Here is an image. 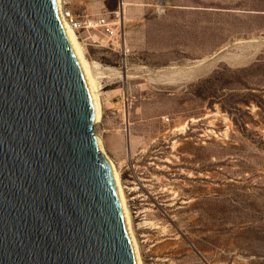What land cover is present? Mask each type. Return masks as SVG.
I'll return each mask as SVG.
<instances>
[{"label":"rangeland","instance_id":"374dc122","mask_svg":"<svg viewBox=\"0 0 264 264\" xmlns=\"http://www.w3.org/2000/svg\"><path fill=\"white\" fill-rule=\"evenodd\" d=\"M67 9L79 22L121 11L120 40L76 33L144 264H264V0Z\"/></svg>","mask_w":264,"mask_h":264},{"label":"water","instance_id":"95a60500","mask_svg":"<svg viewBox=\"0 0 264 264\" xmlns=\"http://www.w3.org/2000/svg\"><path fill=\"white\" fill-rule=\"evenodd\" d=\"M56 0H0V264H137Z\"/></svg>","mask_w":264,"mask_h":264},{"label":"bare ground","instance_id":"6f19581e","mask_svg":"<svg viewBox=\"0 0 264 264\" xmlns=\"http://www.w3.org/2000/svg\"><path fill=\"white\" fill-rule=\"evenodd\" d=\"M59 8V12L61 14L62 21L64 23L65 28L67 29L69 36L77 50L78 56L80 58V61L82 63L85 76L87 79L88 87H89V92L91 96V101H92V108H93V115H94V133L98 142L99 146V151H100V156L101 159L106 167V170L108 172V176L111 180L112 186L114 188V191L116 193L117 199L120 204V208L122 211V215L125 221V225L128 231V235L134 250V254L136 257V262L137 264H144L141 250H140V245L138 242V239L136 237L134 228H133V221L130 213V209L128 206L127 202V197L124 191V187L121 181L120 173L114 163V161L110 158L108 153L106 152V149L103 144V140L100 137V135L96 132V125H98L102 121V103L100 100V95H99V86L98 85V79L96 77V73H93V66L92 64L88 61V59L85 56L84 48L82 44L80 43L76 30L74 27L70 24L67 16H66V10L63 6L62 0H56ZM94 67L98 68L99 63L94 62ZM101 74V73H100ZM102 78V77H101ZM101 87V86H100Z\"/></svg>","mask_w":264,"mask_h":264},{"label":"built area","instance_id":"2783aa9c","mask_svg":"<svg viewBox=\"0 0 264 264\" xmlns=\"http://www.w3.org/2000/svg\"><path fill=\"white\" fill-rule=\"evenodd\" d=\"M72 0H62L63 6L66 10V16L70 22V24L74 27L76 31L80 29L86 30H99L105 37L110 39L111 41L120 40L121 34L118 32V26L120 28L121 23V11H116L113 14L112 19L106 17L105 15H101L95 19H87L84 22L77 21L71 11L67 9V6L70 5Z\"/></svg>","mask_w":264,"mask_h":264}]
</instances>
